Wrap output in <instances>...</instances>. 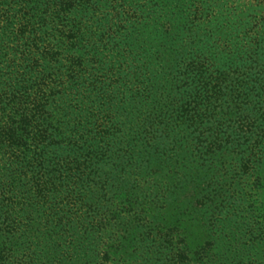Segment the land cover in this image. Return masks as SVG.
<instances>
[{"label":"trees","instance_id":"1","mask_svg":"<svg viewBox=\"0 0 264 264\" xmlns=\"http://www.w3.org/2000/svg\"><path fill=\"white\" fill-rule=\"evenodd\" d=\"M0 264H264V0H0Z\"/></svg>","mask_w":264,"mask_h":264}]
</instances>
